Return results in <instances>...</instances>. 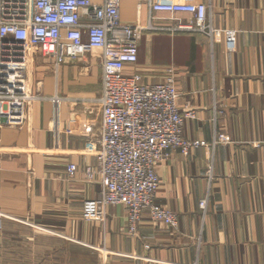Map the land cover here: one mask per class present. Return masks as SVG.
Segmentation results:
<instances>
[{
  "label": "crops",
  "instance_id": "0c3cea01",
  "mask_svg": "<svg viewBox=\"0 0 264 264\" xmlns=\"http://www.w3.org/2000/svg\"><path fill=\"white\" fill-rule=\"evenodd\" d=\"M154 1L203 3L212 28L237 34L230 53L223 33L174 31L190 14L132 1L120 8L123 24L151 26L126 72L149 85L173 67L180 112H195L184 136L227 137L214 151L176 150L158 165L156 204L178 216L177 228L146 214L130 233L124 206H109L104 221L83 218L85 201L101 197V185L85 180L102 126L101 54L57 67L35 53L29 85L45 99L29 105L24 126L0 132V264H85L86 253L93 264H264V0Z\"/></svg>",
  "mask_w": 264,
  "mask_h": 264
},
{
  "label": "built area",
  "instance_id": "2783aa9c",
  "mask_svg": "<svg viewBox=\"0 0 264 264\" xmlns=\"http://www.w3.org/2000/svg\"><path fill=\"white\" fill-rule=\"evenodd\" d=\"M146 3L152 12L190 14L193 22L179 21L175 30L200 32L212 39L222 33L230 53L237 50L236 32L215 30L209 23V8L203 3H169L154 0H0V132L4 127H22L28 121L31 103L44 100L33 94L29 85L30 65L35 53L55 62L100 52L102 67V126L97 141V165L88 169V184L101 185V197L85 201L83 218L104 221L109 206H124L128 227L135 234L147 214L151 220L171 229L178 216L156 204L160 188L157 167L180 150L189 156L192 150L215 147L227 141L220 135L213 143L189 140L184 124L195 119L178 107L179 93L175 69L167 68L164 81L146 84L127 68L138 65L139 45L149 27L122 23L123 2ZM75 175L77 166L69 165ZM203 211L207 200L200 202ZM0 213V234L3 230Z\"/></svg>",
  "mask_w": 264,
  "mask_h": 264
},
{
  "label": "rangeland",
  "instance_id": "374dc122",
  "mask_svg": "<svg viewBox=\"0 0 264 264\" xmlns=\"http://www.w3.org/2000/svg\"><path fill=\"white\" fill-rule=\"evenodd\" d=\"M2 234V232H1ZM43 261V260H41ZM94 259H93V256H91L89 253L87 254L86 253V260H85V264H93L94 263ZM36 262L38 263V260L36 259Z\"/></svg>",
  "mask_w": 264,
  "mask_h": 264
}]
</instances>
